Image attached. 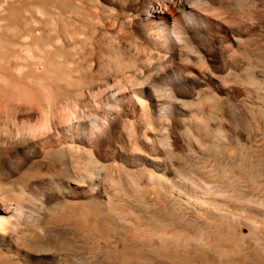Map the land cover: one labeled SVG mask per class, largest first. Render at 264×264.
<instances>
[{"label": "bare ground", "instance_id": "obj_1", "mask_svg": "<svg viewBox=\"0 0 264 264\" xmlns=\"http://www.w3.org/2000/svg\"><path fill=\"white\" fill-rule=\"evenodd\" d=\"M224 2L226 1L224 0ZM195 3V0H0V156H5L7 153H15V155L20 153L22 155L25 154L24 158L27 156L31 160L30 168L27 172L23 171L25 173L21 177V181H14L15 184L11 183L10 177L6 179L8 177H5L4 173L2 174V170L0 171V264H70L65 259H60L55 250L29 247L31 243H40L47 238L44 231L36 226V222L32 224V228L24 231L17 229L16 224L8 223L4 219L5 215L14 216L18 212L16 210L19 207L18 203L21 201L22 204L26 203V201L22 200L25 196L28 198V194L26 195L24 192L25 187L30 184V178L32 177L33 179V175L42 171L45 173V169L50 167L46 160L47 157L61 156L70 159L71 156H79L83 160L80 154H84L85 162H91L93 166H91L92 164L90 166L96 167V169H102L109 162H114L124 169L123 177L126 184L130 182H128L129 173H126L125 166L139 168L140 171L145 168L147 171H141V174L146 176V184L151 185L155 190L165 191L170 189L167 186L168 181L166 182L168 178H165L164 175L166 174L165 170H168V166L165 163V160H168L165 157L167 153H165L164 149H159L158 153L154 147V145L158 147V143L160 144L163 136L159 138L160 134L155 136L156 134L153 132L154 118L151 116V109L158 108L159 114L163 115L165 108L164 103L160 99L162 93L159 88L165 81L158 85L155 77L166 73L168 68L170 69L168 72L175 75V77H172L177 79L176 83L173 82L174 79L172 77V80L169 79L172 83H175L174 89H168V92L166 91L167 93H164V95H167L170 101L173 102L177 110L176 115H181L179 119L183 120L184 106H188L185 103L192 96L193 91H195L194 88L198 85H203L206 81L219 80V78L215 77V74H220L226 69L222 66L225 63L222 65L218 64L217 57L204 49L202 47L203 43L197 42L196 27L193 26L195 29L191 27V22L195 21L196 18L200 20V17L196 16L197 13L195 14ZM220 4L221 1L219 0H210L205 5L208 8L205 11L206 13H202L208 16V19H205V17L201 19L202 21L200 20L199 30L210 37L214 36V29L220 27L216 16L218 13L215 15L212 12L215 5ZM243 5L247 6V4ZM236 6H238V3ZM196 7L198 8V6ZM242 9L244 10V8ZM243 10L240 12H246V10ZM240 12L238 11L239 14ZM221 16L220 18L223 17ZM225 17L227 18L228 15ZM238 18L236 17L237 20L241 17ZM183 21L188 24L187 28L184 27ZM224 22L226 21L224 20ZM227 24L229 25L230 23ZM240 24H243L242 21ZM236 25L239 26V24ZM236 25L235 27L238 28ZM219 36L226 41L235 40V35H230L227 27L222 28ZM239 37L241 36L237 38L239 39ZM176 45L179 47L175 48L174 52L171 53ZM182 51L186 55H194L197 62L207 65L213 74L203 72L199 68L190 67L186 61L182 62L184 60L182 59L184 53ZM248 52L251 53L250 51ZM223 53L226 54L227 52ZM241 54L245 55L246 58V51ZM252 54H247V59ZM228 55L230 56V54ZM220 57L223 58L222 56ZM166 61H168V64ZM183 63L187 65H183ZM226 63L228 64V61ZM239 63L240 61H238ZM250 66H252V63ZM226 70H229L228 66ZM243 70L242 67L241 72L245 71ZM248 70H251V68ZM260 76H258L259 79ZM221 79L220 81H222ZM246 79L248 82L251 80ZM262 83L264 85V82ZM262 83L259 85H262ZM217 88L219 90V87ZM229 89L232 90L230 87ZM194 93L196 94V92ZM246 94H248V91ZM196 95L198 96V94ZM199 107L204 106L199 105ZM203 109L201 108L202 111ZM205 110L207 112L206 115L209 116L207 109ZM198 111L192 114L194 116L199 114V116L193 117L191 115L194 122H197L195 120H198V117L201 116ZM137 114L142 118L138 119L140 123L142 122V127L140 134L136 136L135 129L137 130L138 127L136 126L134 129L136 124L134 122L138 121H135ZM203 114L200 118L205 116ZM207 116H205L207 118L206 121H203V118L202 120L199 119L200 123L203 121L205 126H207L205 130L209 128ZM170 119L168 121L171 123ZM162 120L164 121L163 116ZM196 124L198 126L199 122L192 124L195 126V130ZM184 127L186 128L185 125ZM200 129L196 131L199 133ZM202 129L201 131H203ZM123 132L133 137L125 144L120 143ZM163 139L165 140L166 138L164 137ZM169 144L168 146H170ZM9 155L11 156V154ZM10 156L9 158L11 159L12 156ZM16 156H14V160L17 158ZM4 158L1 157V159ZM23 160L21 159V162L24 163ZM56 160L55 162H57ZM25 162L28 163L27 159ZM61 162L60 164L63 167ZM242 165L244 164L240 161L238 166L230 167V169L243 173L241 171ZM55 166L51 165V169ZM61 169L58 173L65 175L67 171L64 172L63 169L61 171ZM81 169L82 172L85 170L82 166ZM93 171L92 173L95 172ZM49 172L51 171L48 169L46 173L50 174ZM77 172L75 171V173ZM82 172L80 170L79 175L83 176L84 172L81 174ZM90 172L84 178L89 177ZM68 173H70V170ZM54 174L55 171L50 175ZM67 174L61 180L58 179V183H60L59 186L56 185L58 187L56 191L58 192L51 198L49 197L50 199L47 200L46 204L53 202L56 204L67 203L68 205L69 202L76 201L78 198L97 195L102 187V184H99L100 182L94 181V176L90 180L86 178L87 183H81L80 180L79 183L75 181L77 176H74L75 180L72 178L70 180ZM72 174L74 175V173ZM132 174L134 176L132 181H134L140 173ZM19 176L16 177L20 178ZM56 177L58 178L59 175H56ZM37 178L40 179V175ZM173 178L175 177L173 176ZM8 180H10V183ZM44 180L42 179L41 181ZM81 180L83 179L81 178ZM46 182L47 185H50L48 184L49 181ZM52 183L54 182L52 181ZM47 185L46 188H48ZM52 186L55 187V183ZM54 187L51 188L54 189ZM189 187V192H191L188 195L189 202H193L194 213L205 220L213 219L214 211L212 210H218L224 204L216 201V198V200L210 198L198 186L189 185ZM184 188L186 187L184 186ZM47 191L51 193L50 190ZM42 194L45 196L46 193ZM48 196L46 195L45 197L48 198ZM41 197L44 198L42 195ZM42 198H37V200ZM9 201L17 202V204H14L17 205V208ZM42 203H40V208L43 207L41 209L46 208L49 210L51 206L47 207L45 203ZM24 204L22 206L20 204V209ZM56 204H54V207ZM39 209L37 210L39 211ZM35 212L37 211L35 210ZM50 213L47 216L51 215ZM37 217L39 219V217L43 216ZM13 236L16 237V242L13 240Z\"/></svg>", "mask_w": 264, "mask_h": 264}, {"label": "rangeland", "instance_id": "obj_2", "mask_svg": "<svg viewBox=\"0 0 264 264\" xmlns=\"http://www.w3.org/2000/svg\"><path fill=\"white\" fill-rule=\"evenodd\" d=\"M208 1L210 0H195V14L197 13L196 16L200 17V20L205 17V19H208V16L202 14L206 13L205 11L208 9L207 6H205ZM219 1H221V4L215 5L213 11L210 10L215 15L218 13L216 16L218 17L217 20L220 27L214 29V36L210 37L199 30L200 20L197 18L195 19L196 22H191V27H196L197 42L203 43L202 47L210 54L217 57L218 64L222 65L225 63L222 66L226 69L228 66L229 70L225 69L223 71L224 73L219 72L220 74H215V77L219 78V80L216 79L217 82L206 81L203 85H198L199 87L196 86V89L194 88L195 91H193L192 96L187 99L188 102L186 101L185 103L188 106H184L182 118L184 117L186 120L184 118L183 120H181V118L179 119L181 115H176L177 110L175 105L170 101L167 95H164V93L168 92V89H174L177 79L172 76L175 77V75L168 72L170 71L168 68L166 73H163L165 76L160 74L155 77L158 85L162 84V81H165L164 84L166 86L164 84V86H159L162 93L160 99L165 107L163 115L159 114L158 108L151 109V116L154 118L153 132L156 134L155 136L160 134L158 136L159 138L163 136L160 144L158 143V147H156V145H154V147L158 153L161 149H164L165 153H167L165 157L168 160H165V163L168 166V170H165L167 175H164L165 178H168L166 182L168 181L167 186L170 189L165 191L155 190L151 185L146 184L147 181L145 180H147V178L145 175L141 174V171H147L145 168L140 171L139 168H129L125 166V169L128 171H126V173H129L128 182H130L126 184L124 183L125 180L123 177L124 169L114 162H109L102 169H96V167H91L93 166L91 162H85L84 154H80L83 160L80 159L79 156H71L72 162L70 157V159L67 158L68 160L61 156L47 157L46 160L49 164L47 161L46 163L50 165L48 169L52 172L49 173L53 174L55 171V176L52 175V177L50 174L46 173L48 169H45V173L42 171L33 175V179L32 177L30 178V184H28L24 190L26 195L28 194V198L25 196L22 199L24 202L26 201L25 204L23 203L24 206L20 209V204L21 206L23 205L22 201L18 204L17 202L15 203V201L14 203L13 201H9L13 205H19L18 208L17 205H14L18 212L15 211L16 214L14 216H4V219L8 223L11 222V224H16L17 226H15L18 227L17 229L19 230L27 231L26 229L32 228V224L36 222V226L44 231L47 236L46 240L40 243L33 242L29 247L55 250L60 259H65L70 262V264H264V85L262 83L264 82V0ZM237 3L238 6H236ZM243 4H247V6ZM196 6H198V8ZM246 7H248L247 10L249 9L248 11ZM242 8H244V10ZM242 10H246V12H240ZM200 12L202 16H200ZM226 14L228 15L227 18L225 17L227 16ZM248 15L249 17H247ZM220 16L222 18H220ZM243 16L246 18L243 19ZM236 17H241L242 19L238 18L239 21ZM224 20L226 22H224ZM241 21L243 23L242 25L240 24ZM183 22L185 24L184 27L187 28L188 24L185 23L186 21ZM224 23H230L231 25H225ZM236 24H239L240 27ZM235 25L238 26V28L235 27ZM195 27L193 28L195 29ZM223 27L228 28L230 35H235V40L226 41L219 36ZM239 28H241L239 30L240 32L243 29L241 32L242 35L238 31ZM238 36L241 37L238 39ZM221 43L225 46L222 47L223 45H221ZM178 47V45L173 47L171 53ZM244 51H246V58L245 55L241 54L244 53ZM183 52L184 51H182V53ZM223 52L227 53L224 54ZM235 53L237 54L235 55ZM228 54H230V56ZM247 54L252 55L247 59ZM182 57L184 60L182 61L181 59V61H186L188 66L195 67L196 69L199 68V70L203 72L213 74L207 65L198 63L194 55H186L184 52ZM225 61H228V64ZM238 61H240L239 64ZM247 61L248 63H246ZM166 63L168 64V61H166ZM251 63L252 66H250ZM187 64L183 63V65ZM233 66H235V68H233ZM242 67L245 70H243L244 72H241ZM246 68H251V70L247 69V71ZM258 76H260V79ZM171 77L174 79L173 82L175 83H172ZM245 78H248V80L251 79L250 82H248L247 79L245 80ZM220 79L222 81H220ZM258 79L259 81L261 80L260 83L257 81ZM222 82L224 85H222ZM261 83L263 86L259 85ZM228 86L232 90H230ZM217 87H219V90ZM247 91L248 94H246ZM194 92H196L198 96ZM209 93L212 94L210 95ZM203 98L206 100L204 99L203 101ZM191 101L193 104L196 102V104H194L196 107H194ZM199 105L204 107H199ZM201 108H204L203 111L207 109L209 116L206 115V110L203 114ZM196 109L202 111H198L201 116L203 114L208 117L207 125L209 128L207 130H205L207 126H205L203 122L207 119L205 116L202 117L204 119L202 121L204 125L199 121V119L202 120V118H200L201 116L198 117V120H195L196 118L194 119L199 122L200 125L202 124V126L199 124L197 126L196 124V130L201 127L204 128H201L203 131L200 129V134L195 130V126L192 125L197 123L192 121L193 117L199 116L198 113L197 116L192 114L193 112H197ZM162 116L164 121L162 120ZM135 118H137L135 121L142 119L139 114H137ZM166 119L167 121H165ZM169 119L171 123L174 121L176 122L171 124L168 121ZM134 124V129L136 126L138 127L137 130L135 129V135L137 136L140 134L142 122L140 123V120H138L134 122ZM171 125L173 126L171 127ZM164 126H166L167 129L166 127L164 128ZM122 136L120 138L121 144L128 143L129 140L133 138L125 134V132L122 133ZM164 137L166 138L165 140L163 139ZM167 137L169 138L168 141ZM179 137L180 139L178 140ZM168 144L170 146H168ZM7 154L5 155L6 157L4 155L0 156V159L1 157L6 158L0 161V167H4L5 164V167L0 168V171L2 170V174L4 173L3 175L8 177L6 179L10 177L11 183L15 184V182L20 180L24 173L28 171L31 166V160H29L27 156L24 158L25 154L16 153L17 156L15 153ZM9 154L12 156L11 159L9 158ZM20 155L22 156L21 158ZM14 156L17 157H15L17 160L13 159ZM8 159L12 160L10 161L11 163ZM21 159H24V163L21 162ZM26 159L28 163L25 162ZM55 160L57 162H55ZM240 161L244 164L241 168L243 173H239L232 168L230 169V167L238 166ZM60 162L63 164V167L66 165V168H63ZM90 164L92 165L90 166ZM51 165H56L52 167L53 170L51 169ZM57 166L58 168H56ZM81 166L85 168L83 172L88 170L84 172L83 176L79 175L80 170L82 172ZM60 167L64 172L67 171V173L70 170L68 174H71V176L69 177L67 173H65V175L59 174L58 171L61 169ZM74 169L78 172L75 173ZM92 171L94 173H92ZM22 172L23 174L21 175ZM83 172L81 174H83ZM88 172L91 174L90 176L88 175L89 177H86L87 179L90 180L91 177L94 176V181L96 180L95 182L98 181L100 182L99 184H102L97 195L78 198L76 201L69 202L68 205L67 203L56 204L53 202L46 204L47 200L58 192L56 191L58 188L57 186L60 184L58 181L64 178L66 174L69 179H74L77 176V180L74 179L75 181L87 183L84 177L89 174ZM72 173H74V175ZM132 173H140L143 178L140 174L137 175L138 178L136 180L134 179V184V181H132L134 178ZM38 175H40L41 180L45 179V182L37 178ZM56 175H59L60 178H57ZM173 176L175 178H173ZM80 177L83 180H81ZM10 180H8L9 183ZM46 181H49L48 184L50 185H47ZM52 181L55 183L56 188L52 186L54 185ZM175 181L176 183L178 182V186ZM45 184L50 189L46 188ZM180 185L183 187L182 189ZM189 185L198 186L201 190L205 191L210 198H216V201L224 204L218 208V210H212L215 213H213L214 216L212 215L213 219L205 220L194 213L195 210L192 207L193 202H189L188 195L191 193L189 192ZM50 186L54 187V189ZM184 186L187 189L184 188ZM45 189L50 190L51 193L47 190L45 191ZM33 193L34 195H32ZM42 193H46L45 196L49 195L48 198ZM41 195L44 198H42ZM37 198L42 199L37 200ZM42 200L45 206H51L49 210L46 208L41 209L43 207L40 208ZM54 204H56V208ZM37 209H39V211ZM35 210L37 212H35ZM39 213L43 217H39L38 219L37 216H40L38 215ZM49 213L51 215L47 216ZM14 236L13 240L16 242L17 239Z\"/></svg>", "mask_w": 264, "mask_h": 264}]
</instances>
